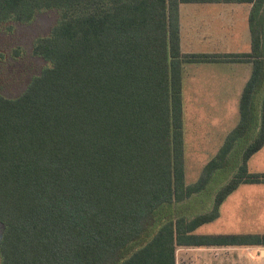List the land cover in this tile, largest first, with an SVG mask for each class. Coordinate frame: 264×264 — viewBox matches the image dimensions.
Instances as JSON below:
<instances>
[{"label":"trees","instance_id":"16d2710c","mask_svg":"<svg viewBox=\"0 0 264 264\" xmlns=\"http://www.w3.org/2000/svg\"><path fill=\"white\" fill-rule=\"evenodd\" d=\"M186 2L251 3V50L184 52ZM44 9L59 20L33 53L51 64L18 97L0 94L1 264H177L180 246H264V233L195 232L241 184L264 183L248 166L264 144V0H0V21ZM218 61H250L252 73L238 124L187 184L183 66ZM253 126L212 204L177 216Z\"/></svg>","mask_w":264,"mask_h":264},{"label":"rangeland","instance_id":"374dc122","mask_svg":"<svg viewBox=\"0 0 264 264\" xmlns=\"http://www.w3.org/2000/svg\"><path fill=\"white\" fill-rule=\"evenodd\" d=\"M58 20L59 12L56 9H44L37 13L34 19L29 22L13 19L0 21V94L10 98L18 97L28 87L33 77L39 75L45 67L51 64L44 57L35 55L33 47L39 37L46 36L51 32ZM242 48L248 49L251 47L249 45ZM189 64L192 67L202 65L200 62H191ZM248 65L252 69V65ZM187 76L188 74L184 73V94L187 91ZM263 96L264 88L257 91L254 97V106L257 107V111L260 109L259 100ZM185 97L186 95H184V103L186 105L184 109L186 130L184 150L185 181L190 184L198 180L207 162L222 146L227 133L238 124L240 113L238 110L239 103L236 111H230V113L229 111H217L219 117H223L221 122L216 123L212 119L209 123H206L205 127L201 126L195 131L194 128L197 123L193 120H199L202 113L210 117L212 112L197 110L196 108L189 110V104H187ZM225 114L228 116H224ZM254 134L255 128L253 126L245 138L236 142L233 154L228 158V166L224 170H219L212 177L205 190L193 195L191 200H187L189 205L177 207L175 210L177 216L184 215L190 218L193 213H196V209L203 207L201 210H206L212 204L216 190L238 169L241 162L242 147L254 137ZM251 156L260 157V153H254ZM253 159L250 163H252ZM249 169L253 171L250 167ZM246 185L255 184H241L226 198L227 200L222 206L221 216L212 222L202 224L195 232L201 234L264 233V207L260 206V203L258 207L253 202L254 199H252L251 205H249L252 216L250 214L245 216L246 208L241 203V199H244L248 193V190L243 188ZM191 201H193V206H190ZM231 212L234 213L230 214ZM3 230L4 225L0 222V239ZM222 247L226 249H223L220 255H215L216 264H264V254L262 252L264 246L262 245Z\"/></svg>","mask_w":264,"mask_h":264},{"label":"crops","instance_id":"0c3cea01","mask_svg":"<svg viewBox=\"0 0 264 264\" xmlns=\"http://www.w3.org/2000/svg\"><path fill=\"white\" fill-rule=\"evenodd\" d=\"M251 7V3L238 2L181 3L179 6V22L182 50L184 52L227 53L250 51L251 48L242 47L249 45L251 47L252 45L249 23ZM189 63L191 62H186L183 66V119L186 106L184 95H186L185 99L189 104V108L187 107L189 110L196 108L197 110L212 112L210 117L202 113L199 120H193L197 123L194 128L197 131L201 126L205 127L206 123H209L212 119L216 123L221 122L223 117H219L217 111H229V113L230 111H236L237 104H240L242 91L251 76L250 73H252V69L248 65H252V62H200L202 65L199 67H192ZM184 73L188 74L185 94ZM224 116L228 115L225 114ZM185 135L184 119V139ZM255 153H260V157L251 156L248 159V166L253 171H264V144ZM252 158L254 159L250 163ZM243 188L248 190L244 199H241V203L246 208L245 216L249 214L252 216L249 210L252 199H254L255 205L259 207L260 203V206L264 207V183L246 185ZM184 202H187V200ZM184 202L180 203L179 206L189 205L188 202ZM190 206H193V201H191ZM222 206L220 216L223 210ZM223 249L226 248L222 246H180L176 250V262L177 264H216L215 255H220Z\"/></svg>","mask_w":264,"mask_h":264},{"label":"water","instance_id":"95a60500","mask_svg":"<svg viewBox=\"0 0 264 264\" xmlns=\"http://www.w3.org/2000/svg\"><path fill=\"white\" fill-rule=\"evenodd\" d=\"M263 254H264V249L262 250Z\"/></svg>","mask_w":264,"mask_h":264}]
</instances>
